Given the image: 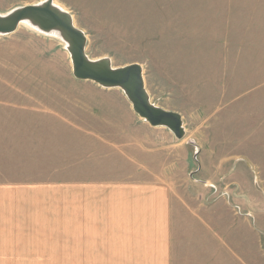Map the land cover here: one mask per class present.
<instances>
[{
  "label": "rangeland",
  "instance_id": "374dc122",
  "mask_svg": "<svg viewBox=\"0 0 264 264\" xmlns=\"http://www.w3.org/2000/svg\"><path fill=\"white\" fill-rule=\"evenodd\" d=\"M43 1L0 0V13ZM185 1L55 0L90 58L144 67L152 102L183 116V140L141 119L121 89L76 79L62 41L26 25L0 36V143L27 166L0 180V264L134 261L120 254L136 247L115 242L127 205L117 186L87 183L134 167L165 171L175 195L233 200L228 219L263 230L264 0Z\"/></svg>",
  "mask_w": 264,
  "mask_h": 264
},
{
  "label": "crops",
  "instance_id": "0c3cea01",
  "mask_svg": "<svg viewBox=\"0 0 264 264\" xmlns=\"http://www.w3.org/2000/svg\"><path fill=\"white\" fill-rule=\"evenodd\" d=\"M173 1L174 4L186 3L185 0ZM162 3L163 9L165 5L173 8L171 2ZM4 127V118H0V131H4ZM2 147L0 143V180L6 175L11 177L10 171L14 175L16 171L25 173L26 158L22 150L13 147L12 151L9 146L5 151ZM119 153L127 161L132 159L124 151ZM138 170L134 167L120 176L114 172L113 180L102 177L87 182L96 186L105 184L102 180L112 182L108 184L117 186L119 203L126 201V209L118 207L121 229H117L115 242L120 252L136 247L137 256L127 252L120 254L135 258L129 264H264V228H252L246 219H243L245 229L236 227L232 218L228 219L229 215L234 216L233 200L208 203L191 194L175 195L169 187L175 184L174 179L167 177L165 171L157 176L142 177ZM99 190H103L102 187Z\"/></svg>",
  "mask_w": 264,
  "mask_h": 264
},
{
  "label": "water",
  "instance_id": "95a60500",
  "mask_svg": "<svg viewBox=\"0 0 264 264\" xmlns=\"http://www.w3.org/2000/svg\"><path fill=\"white\" fill-rule=\"evenodd\" d=\"M23 22L30 23L42 33H58L70 54L76 79L94 82L105 89H121L141 119L152 127L169 129L178 140L186 137L183 116L152 102L146 89L144 67L136 62L114 66L109 57L90 58L86 52V33L76 26L74 16L58 6L55 0H44L39 4L15 8L6 14L0 13V36L15 33Z\"/></svg>",
  "mask_w": 264,
  "mask_h": 264
},
{
  "label": "bare ground",
  "instance_id": "6f19581e",
  "mask_svg": "<svg viewBox=\"0 0 264 264\" xmlns=\"http://www.w3.org/2000/svg\"><path fill=\"white\" fill-rule=\"evenodd\" d=\"M20 25H26V26H28L30 29H33V30H35V31H37L38 33H41V34H43V35H46V36H49V37H53V38H56L57 40H60V41H62V39L60 38V36L58 35V33H53V32H51V33H49V34H47V33H42V32H40L37 28H35V27H33L30 23H28V22H23V23H21ZM63 42V41H62ZM64 43V42H63ZM65 44V43H64ZM65 46H66V44H65Z\"/></svg>",
  "mask_w": 264,
  "mask_h": 264
}]
</instances>
